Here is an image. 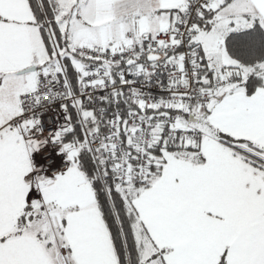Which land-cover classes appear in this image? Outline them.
<instances>
[{
    "label": "snow or ice",
    "instance_id": "6c2138e0",
    "mask_svg": "<svg viewBox=\"0 0 264 264\" xmlns=\"http://www.w3.org/2000/svg\"><path fill=\"white\" fill-rule=\"evenodd\" d=\"M0 264H264V0H0Z\"/></svg>",
    "mask_w": 264,
    "mask_h": 264
}]
</instances>
